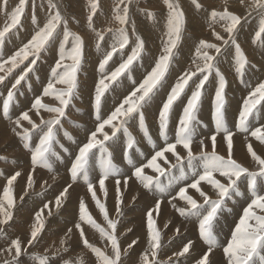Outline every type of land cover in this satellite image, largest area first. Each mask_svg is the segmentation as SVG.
<instances>
[{
    "label": "snow or ice",
    "instance_id": "snow-or-ice-1",
    "mask_svg": "<svg viewBox=\"0 0 264 264\" xmlns=\"http://www.w3.org/2000/svg\"><path fill=\"white\" fill-rule=\"evenodd\" d=\"M163 2L167 7V14L166 40L163 41L162 52L158 58L154 59L150 70H146L142 78L132 80V73L136 71L135 65L144 58L143 53L146 48L145 40L137 33L135 22L130 20V5L133 0H127V3L125 0H119L114 10L113 19L120 27L115 30L108 28L106 33L97 31L93 27V17L96 16L100 7V0H89L88 27L95 33L96 51L102 53L97 66L99 79L94 85L90 99L94 128L88 130L85 141L77 146V152L69 153L74 157L67 169L70 182L66 181V186H62V190L54 197L55 207L57 210L65 207L70 197V189L82 178L86 184L87 193L91 194L92 201L95 202L107 222V229L111 231H107L96 223L85 203V197H80L76 219L73 221L72 227L67 228L66 235L71 238L70 234L77 233L84 248L96 257L95 264H125L122 254L131 250L136 241L133 240L127 245V248H122L116 235L118 221L109 218L108 210L105 204L97 198L94 188L98 183L99 190L107 196L106 181L110 177H116L114 180V211L118 216H125L126 212L121 208L124 203L121 188H127L129 180L135 178L142 189L153 197V205L145 213L148 247L141 254L142 264H161V257L164 255H167V261L164 264H185V261H189L191 264L190 250L194 249L195 241L189 240L182 243L180 248L172 251L170 255L167 254L162 229L157 228L154 218V214L155 216L161 214V204L164 202L170 204L179 213V216L183 218L182 223L195 225L198 239L207 246L199 257L195 258L194 264H214L212 255L214 250L220 246L216 235V225L219 223V217L225 209L227 200L233 195H242L239 182L242 178H246L251 199L243 208V214L235 224L230 239L222 246V252L226 264H264V194L257 191L258 180H264V158L253 150L251 143L247 144V151L251 155L252 161L258 165V169L250 170L233 158L236 132L249 133L251 137L264 143V120L259 121L258 126L252 123L255 120V114L264 111V104H262L264 102V80L258 82L243 98L234 123L236 129L234 132L226 123L227 81L218 66L225 53L231 51L234 71L241 83H245L244 77L247 72L264 70V64L257 68L256 64L250 62L238 42L239 32L243 29L244 24L248 23L249 19L255 15L258 18V25L254 30L252 43L259 42L260 46L264 47V0H249L246 14L233 13L228 8H224L222 11L212 10L210 14H207L210 15L213 24L222 23L224 25L223 30L227 34V38L225 39L223 35L213 30L212 36L216 41L221 42L220 44L198 39L192 59L196 70L192 71L191 68L182 70L174 83L171 84L168 83L167 78L179 47L185 38L186 14L178 0L176 2L163 0ZM8 3L9 0H0V13L6 18L3 26L0 27V71L5 69V65H11L7 74H11L17 68L20 71L13 77L10 87L5 85L6 96L0 99H2L3 117L14 124L11 132L19 138L23 148L30 155L27 188H32L34 185L32 173L37 168H45L51 172L52 160L60 159L55 151V145L59 144L57 135L63 128L62 121L68 116L69 106L78 96L79 72L84 60L85 40L82 36L69 30L68 19L62 16L53 0H48L47 19L41 26L36 17V0H32L31 22L35 26L33 34L26 42L22 41L13 54L5 57L6 43L17 36L18 31L23 28L22 18L28 0H18V4L11 12L8 11ZM191 3L197 11L203 7L198 0H191ZM239 3L245 4V0H239ZM120 5L124 6L121 8ZM39 6L43 8V0ZM146 15L148 18H153L151 12H147ZM61 25H63L62 31H58L61 29ZM108 33L111 35L106 40ZM131 37H135V39L132 40ZM70 41L71 46L69 47ZM130 43L132 47L130 51L126 52L125 49H128ZM50 48H56L57 58L55 63L50 66L46 82L41 86L42 91L34 97L28 110H22L15 120H11L10 107L21 92L22 82L27 83L31 80L30 74L39 71L38 61L41 60L42 53L49 51ZM117 55L119 60L110 67V62H113V58ZM194 77H196L195 80ZM210 77H213L215 81L211 113L214 130L208 137L200 138L197 141V137L200 136L199 129L203 124L199 119L200 105L206 92V84L213 82ZM122 78L131 82L124 83L123 90L118 92L117 89L123 82ZM5 79V75H0V84H4ZM39 79L40 77L37 75L36 80L39 81ZM190 81L192 82L191 88L189 87ZM57 85L63 87L57 88ZM29 87H31L30 84ZM163 89H166L165 98L159 107L157 117L158 136L163 141V146L157 148L146 126L145 108ZM186 90L190 94L186 95ZM110 92L115 93L118 98L113 107L104 112L103 107L107 94ZM185 95L186 103L183 104L181 114L175 124L174 138L170 139L169 124L174 105ZM45 97L54 98L57 102L56 105L50 106L44 103L43 98ZM33 110H35L34 114L40 117L39 123L33 121L29 115V112ZM41 111L53 115L49 119H44ZM23 121H26L29 127H24ZM132 121L138 122L139 131L153 149L152 154L138 164H133L129 156V152L136 145V140L129 131V124ZM203 126L206 127V125ZM106 128L109 131H106ZM118 133H122L126 138L123 144L120 143ZM64 135L71 139L67 132ZM218 137L221 148H224L226 144L224 155L218 151ZM207 139L211 141L210 150H207L209 148L206 143ZM245 140H248L247 135ZM194 142L199 146L195 152L192 147ZM118 145L124 160L132 166L129 175H123L113 163V151ZM178 146L186 151L185 156H181L177 152ZM60 147L63 148V145ZM63 150L68 152L66 148ZM166 153L172 154L175 158L174 163L166 157ZM161 161L162 163H160ZM96 164H99L100 175L93 181L90 178V173ZM185 167L191 174L192 180L173 194L171 192L173 181L188 179ZM146 169L157 175L146 174ZM173 169L179 173L178 176L172 171ZM20 175L21 172L16 171L2 187L0 236H7V229L12 227L10 222L14 221L13 210L17 209V203L12 185ZM165 175L168 176L167 183L160 180V177ZM220 178H223V182ZM204 184L211 186L213 195H209L203 190L202 185ZM27 188L24 195L28 194ZM189 189L198 193L202 198V203L188 194ZM169 195L171 199H168ZM137 198L134 196L132 200L135 201ZM19 200L23 201L24 196H20ZM176 200L185 202L186 206L177 207V204L173 203ZM50 203H44L43 207L35 213V223L31 225L29 237L25 241L19 237H7V246L0 249V255L7 253L11 259L5 260L4 264H24L22 259L24 256H33L39 259V264H51L49 256L37 257L35 253L29 252V249L34 248L42 239L41 233L45 230V222L41 217L44 214V209H49ZM48 215H52L51 210ZM169 223H171L170 220L165 222L163 228H168ZM85 225L98 231L105 242L110 244L111 254H106L89 242L86 238ZM128 231L131 232L132 229L128 228ZM180 234L181 228L175 227L174 235ZM65 243L66 241L62 239L61 244ZM67 250V248L64 249V251ZM63 264H69V262L63 261Z\"/></svg>",
    "mask_w": 264,
    "mask_h": 264
},
{
    "label": "bare ground",
    "instance_id": "bare-ground-1",
    "mask_svg": "<svg viewBox=\"0 0 264 264\" xmlns=\"http://www.w3.org/2000/svg\"><path fill=\"white\" fill-rule=\"evenodd\" d=\"M62 1L63 3L67 2L65 3L67 6L63 5L59 0H53V2L57 4L61 13L70 11L74 13L76 16H82L85 11L90 10L89 0H62ZM136 1L139 2L141 0H136ZM136 1L133 0V3L131 4V6L133 7L136 6ZM162 1L163 0H150L148 4L141 5L142 7H145L143 10H146V12H148L147 10H150L151 12L157 11L162 14L160 15L157 14L156 16L158 17L156 20H152V21L150 20L148 25L145 23L146 25L143 26L142 29H140V31L147 34L146 35L147 38L145 39L147 50L144 52V55H143L144 58L137 65H135L136 71L132 73L133 75L131 77L132 80H138L142 78L145 71L150 70V65H153L154 59L158 58L159 57L158 54L160 55L162 52L163 41L166 40V35H165L166 16L165 15L167 14V7L163 6ZM181 1H183V5L185 6V9H184L185 13L189 18V22L191 25V32L188 37L184 35L186 38L181 43L180 48H179L181 52L179 51L177 56L175 57L176 60L178 59V61L176 63H173L172 67L170 68V75L167 78L169 84L174 83L176 77L178 76V74L181 73L182 70H188L189 68H191L192 71L196 70L195 65L192 64V59L194 58V55H195V45L198 42V39H205L208 42L220 44L221 42L216 41L215 38L212 36L213 30L223 35L225 39L227 38V34L223 30L224 25L222 23L213 24L211 21L210 15H207V14H210L212 10L222 11L224 8H228L229 11L233 13L246 14L247 4L249 2V0H245V4H240L239 0H227V1L226 0H202L204 7L200 11H197L195 7L192 5L191 0H181ZM173 2H176V1L173 0ZM36 3H37L39 17H40L39 24L43 26V23L46 22V19H47L46 12H47L48 0L46 1L43 0V8L39 6L41 3V0H36ZM118 3H119V0H110V3L109 4L107 3L106 6L104 7V11H102V6L100 5V7L97 10L99 12V20L97 19L96 28H95L97 31L106 33L108 28H112L113 30H115L116 28L120 27V25L113 19L114 10ZM17 4H18V0H11V2L8 4L9 6L8 11L11 12V10ZM30 5H32V0H28V5L26 7V13L24 15L29 19L31 26H30V30L27 31V36L23 40V42H26L27 39L30 38V36L33 34V29L35 27L31 22V18H29L30 14H32V13H29ZM162 7L164 8L163 10L160 9ZM31 9H32V6H31ZM73 17L75 16L73 15ZM252 18L249 21L251 22L249 26L247 28L244 27L241 30L243 34L240 35L238 42L241 44V46L244 47L242 49L244 50L245 55L248 57L250 62L256 64L257 68H260V66L264 64V47H261L259 42L257 44L252 43V39L254 37V30L257 28V25H258V18L257 17H256L257 19L254 18L255 20ZM5 19H6L5 16L1 13L0 14V27L3 26ZM82 20H83L82 22H79L77 19L75 20V22L72 21L71 30L73 32L79 31L81 32V34H83L82 38L85 40L84 59H85V54H87L89 59L92 61V65L89 71L85 73L88 76L89 80L83 86H81L78 91L79 97L81 98L82 101H84V103H82L81 105V102L76 101V108L71 109L69 111V115H68L69 122L67 123L66 126H67V130L69 134L76 135L80 139V141L84 142L87 131H84L82 129L88 128V127H94V123H93L94 117L93 115H91L90 99H91V96L94 90V85L99 79V73L97 71V66H98L99 60L101 59L102 53H98L95 49V42H96L95 33L92 30H90V28L88 27L86 18L82 17ZM245 24L247 25V23ZM61 27H63V25H61ZM68 28H70V22H69ZM138 34L139 36H142V33H138ZM107 38H108V35L106 36V40ZM134 39L135 38L132 37V40ZM20 45H21V42L18 45V47ZM57 47H58V42H57ZM131 47H132V44L130 43L128 49H125V51L126 52L130 51ZM16 49H12L10 53L8 54V56L13 54V52ZM223 57L225 59L223 58L221 59V62L219 63V68H220V71L224 74L225 79L227 81V87H226L227 97L226 98H227L228 104H227V112H226V123L228 127L231 129L230 122L238 117V112L241 108L243 98L247 96L248 91L251 88L255 87L258 82L264 80V70L249 71L250 72L249 76L244 77L245 83H241L234 71L231 51L228 53H225ZM56 58H57L56 48H50L49 52L47 53L48 65L46 67L39 68V71L37 73L31 74L32 75L31 79H33L34 77H36L38 74H41V73L44 76L40 79V82L36 88L37 92L34 95H30L22 99V102L25 106H23L22 108H17L16 110L17 117L21 113L22 110H28L34 97L37 96L42 91L41 86L42 84L46 82V78L48 77L50 66L55 63ZM68 63H70V61H68ZM198 63L200 62L198 61ZM10 67L11 65H5V69L3 71H0V75H6ZM16 70L17 69H15L14 74L19 72V70L18 71ZM81 78H82V75L79 76V82L81 81ZM193 79H196V77H194ZM210 80H212L213 82L207 84L206 92L204 94L202 103L200 105L199 119L203 122V124L199 129L200 136L197 137V141L200 138L208 137L210 133L214 130V122L211 119V113H212V98L214 96L215 81L213 80V77H210ZM122 81L123 82L121 84V87L117 89L118 92L123 90L124 83L131 82L130 80H123V78H122ZM11 82L12 81L10 80L5 85L9 86ZM191 84L192 82L190 81V86ZM56 87L60 88L63 86L57 85ZM165 92H166V89L161 90L160 94L154 99L153 102H151L150 109L145 110V117H146L145 119L158 117V110L162 104L163 99L165 98ZM188 94H190V92L186 93V95ZM186 95L182 96L181 99L177 101L178 105H183L184 103H186ZM43 102L46 104H49L50 106H55L57 103L52 97L43 98ZM14 103H20L18 98L16 99ZM262 104H264V102H262ZM12 108H15V107H12ZM82 109H84L85 113L82 112ZM181 111H182V108L180 107L175 108L173 110L170 123L172 122L176 124L178 117L181 114ZM34 112L35 110H33L32 112H29V115L33 119V121H35L36 123H39L40 117L36 116ZM41 115L43 116L44 119H49L51 118L53 114H49V113H45L41 111ZM263 118H264V111L257 112L255 114V120H254L255 124H257L258 126V122L261 121V119ZM153 122H148L146 126L148 129V132L154 134L155 131L158 132V124H155ZM131 123H132V135L134 139H136V136H139V138L144 143H146L150 149H152L151 146L147 143L144 135L139 131L138 122L132 121ZM22 124L24 127H29L26 121H23ZM203 125H206V127ZM12 127H14V124L11 123L10 120H6L3 117L2 99H0V154L2 151L5 150L6 146H9L10 141H12L15 138H18L11 132ZM174 129L175 127H173L170 130V136H172L173 138H174ZM105 130L109 131V129L107 128ZM246 135L248 136V140H245ZM62 136L65 137V135H62ZM119 136H120V143L123 144L124 137L122 135H119ZM236 136L239 137L240 132H236ZM57 139L62 141L59 137H57ZM219 139L220 138L218 137V151L220 154L224 155L225 154L224 148H226V144L224 148H221L219 146ZM67 141L69 142V140H66V142ZM139 143H142V142L139 141ZM206 143L209 145V148L207 150H210V144H211L210 139H207ZM248 143H251L253 145V150L258 155H261L262 158H264V143H261L260 141L251 137L249 133L244 134L243 139L234 137L233 158L238 163H241L243 166L248 167L250 170H256L258 169V165H256L255 162L252 161L251 155L247 151ZM159 144L161 145L160 142ZM192 147H193L194 152L197 151L199 147L198 143L194 142ZM146 150L149 151L148 148ZM135 151L137 152L138 158L141 159L143 156V152L137 147H135ZM177 152L181 156L186 155V151L182 149V147L180 146L177 148ZM72 153H75V148L73 149ZM115 153H116V157H121L122 152H121L119 145L116 147V152H114V154ZM23 154L25 155V163L23 165L25 167L24 168L22 167L21 169V166H18L17 163L14 162L15 158L16 159L19 158L20 153L13 149L7 152V155H8L7 158H10L9 165L11 166V172H8L10 170L6 171L0 168V196H2V187L6 185L7 179L10 178L11 175L15 174L16 171H20L21 175L17 177L16 181H14L12 185L13 195L16 198L17 205H22L26 198H28V200H31L35 198L38 194L40 195V197L31 202V205L27 211L26 217L21 222L20 225L14 226L15 223L14 222L12 223V227L7 229L8 234L5 237H11V238L19 237L22 241H25L29 237L31 225L35 223V220H34L35 213L43 207L44 203H47L49 200H51L49 209H44V214L42 215L41 219L43 218V221L48 225H51L53 223V227L52 228L48 227L45 229L48 231V235L46 237H42L44 239L43 244H42V239H41L40 242L36 244L34 248L29 249V252L36 254V252L43 253L46 250L47 251L50 250L51 254L65 253V257L67 258L64 261H68L69 264H79V261L83 262V264H95L96 257L90 251L84 248L82 242L79 240L78 234L75 232L73 234H70L71 238H69L66 235L67 228L72 227L70 226V223L72 219L76 216L77 208H78V201L80 197H85V203L88 206V210L90 214L92 215L93 219L96 221V223L100 224L101 227H104L107 231H111L110 229H107V222L104 220L103 214L100 212L99 208H97L95 202L92 201L91 194L87 193L86 185L85 184H79V185L74 184L73 185L72 189H70V197L68 201L66 202L65 206H69V203L73 201L74 207H72L69 213L66 214L65 216H60L58 213L64 207L57 210L54 204V197L59 194V192L62 190V187H58L56 185L57 184L66 185V181L70 182L68 172L66 170H63L61 172L62 175L61 176L58 175V172L61 171L62 164L61 162H59V159H55V161L57 162L55 163L56 170L55 171L52 170L53 172H49L47 171V169L41 170L40 168H37L36 171L32 173L34 185L32 188H27V175L30 172V167H29L30 155L26 152H24ZM166 155L168 156L171 162H175V158L172 156L171 153H166ZM69 156L70 155L68 154L66 158H68ZM12 157H14L13 160L11 159ZM4 159L5 158H2L0 156L1 161ZM123 163L127 164V162L121 161L122 167L126 168L123 165ZM160 163H162V161ZM1 171H2V174H1ZM146 174L148 175L154 174L155 176L156 173H152L151 170L146 169ZM187 174H188L187 180H174L173 184H177L180 182V183L187 185L188 183H190L192 180V177H191V174L188 172V169H187ZM99 175H100V168H99V164H97L95 165L93 169L91 179L95 181V178L98 177ZM176 175L178 176L179 173L177 172ZM220 179L223 182V178H220ZM133 182L136 183V180H134ZM242 185H246L245 182L240 184V186ZM202 187L204 191L209 190L211 195H213L210 185L204 184L202 185ZM26 188H27L28 194L24 195V191ZM106 189H107V196H105L104 193H102L99 190L98 183L96 184L94 188V190L97 192V198L100 200L101 203L105 204V207L109 213V218L118 221L117 231H116L118 240L121 237L120 241L123 244V248H127V245L131 243L133 240L136 241V244H134L132 248L134 253L130 254L129 251L125 253V254H129V257L127 256L128 258H125V257H124L125 259L123 258L125 261V264H142L141 254L148 247V244L146 242V215L145 213H146V210L153 205V201L152 200L149 201V200L142 198L143 189L139 183L136 189H134L132 185L128 183L127 188H124V187L121 188L122 197L124 199V203L121 205V208L124 209V211L126 212V215L118 216L114 211L115 185L106 183ZM177 191L178 189L174 191L172 190L171 192L175 194ZM188 194L196 198L198 202L199 200L200 202L202 201V198L199 197L198 193H196L195 190L189 189ZM22 195L24 196V200L20 201L19 197ZM42 196H45V199H42ZM134 196L138 197L135 201L132 200V197ZM168 199H171L170 195L168 196ZM173 203L177 204V207L186 206L185 202L179 201V200L173 201ZM125 205L127 206L125 207ZM137 205H144V206H137ZM233 208L236 209L237 206ZM15 210H13L14 215L16 214ZM49 210H51L52 212L51 216L48 215ZM231 215L232 213H222L220 215L219 219L222 218V221H220L216 225L219 231H225L228 228V226L232 228L231 219H230ZM154 218L156 220L157 228L162 229L163 240L166 242L165 249L167 250L168 255H170L172 251H175L178 248H180L182 243H185L189 240L195 241L196 236L195 234L193 235V232H196L197 237H198V232L196 230L195 225L193 223H186V222L182 223L183 218L180 217L179 213L176 212L175 209H173L171 205L168 204L167 202H164L161 204V214L159 216H155L154 214ZM124 220L130 221V223L132 224H130L129 226L127 225L123 226ZM169 220L171 221V223H169L168 228L164 229L163 224ZM177 226L181 228L180 235H174L175 227ZM84 227L86 231V238L89 240L90 243L93 244L94 241L106 243L104 238L101 237L100 233L96 231L94 228L88 225H85ZM128 228H131L132 231L129 232ZM56 234H60V238L56 237ZM228 236L229 234L227 235V237ZM62 239L66 241L64 245L61 244ZM4 243L6 244V242L3 241V238L2 239L0 238V249L7 246V244L5 245ZM218 244L223 245L219 238H218ZM43 247L46 248L45 251H43ZM65 248H67L68 250L64 251ZM205 249H206V246L204 244L199 245L195 241L194 249L190 250L191 264H194L195 258L199 257V255ZM78 252L80 254H78ZM216 252L217 250H214V253L212 255V260L214 264H224L220 255H218ZM106 254H111V253L106 252ZM8 259H10V257L8 256L7 253L0 255V262L3 260H8ZM161 260L166 262L167 255H164L163 257H161ZM26 261L30 264H37V262H33L29 260H26ZM224 261L226 264V260ZM164 262L161 261V263H164ZM60 264H63V262H61ZM185 264H189V261H185Z\"/></svg>",
    "mask_w": 264,
    "mask_h": 264
},
{
    "label": "rangeland",
    "instance_id": "rangeland-1",
    "mask_svg": "<svg viewBox=\"0 0 264 264\" xmlns=\"http://www.w3.org/2000/svg\"><path fill=\"white\" fill-rule=\"evenodd\" d=\"M46 1V0H45ZM63 5H65V6H67L65 3H67V2H65V3H63V1L62 0H59ZM136 1V0H135ZM143 1V2H142ZM174 1H176V0H174ZM227 1V0H226ZM11 2V0H9V3ZM150 2V0H141V1H139V2H137L136 1V6H131L130 5V20H132V21H134V22H136L135 23V27H136V29H137V33H142V36H140L142 39H146L147 38V34H145V33H143L142 31H140V29H142V27L143 26H145L146 24L148 25V23L150 22V20L152 21V20H156L157 19V17L158 16H156L157 14L158 15H160V14H162V13H160V12H157V11H154V12H151L150 10H147L148 12H151L152 14H153V18H148L147 17V15H146V10H143L145 7H142L141 5L142 4H148ZM178 2H179V4H180V7L182 8V10H184L185 9V6L183 5V1H181V0H178ZM181 2V3H180ZM198 2L204 7V4H203V2H202V0H198ZM8 3V4H9ZM109 4L110 3V0H100V5L102 6V11H104V7L106 6V4ZM125 3H127V0H125ZM218 3V2H217ZM139 4V5H138ZM162 4H163V6H166L165 4H164V2L162 1ZM31 6L32 5H30V12L29 13H32V9H31ZM124 5H120V7L122 8ZM203 7H202V9H203ZM8 8H9V6H8ZM87 9V8H86ZM150 9V8H149ZM160 9H164L163 7L162 8H160ZM133 10V11H132ZM139 10V11H138ZM157 12V13H156ZM184 12H185V10H184ZM25 13H26V11H25ZM1 14V13H0ZM62 14V16L63 17H65L66 19H68V21L70 22V28H69V30L71 31V32H73L72 30H71V28H72V21L73 22H75V20L77 19L79 22H82L83 20H82V17H85L86 18V21H87V17H88V15L90 14V10H87V11H85L84 12V14L82 15V16H76L74 13H72V12H70V11H67V12H62L61 13ZM107 14V13H106ZM186 14V13H185ZM25 15V14H24ZM73 15L76 17H73ZM165 15V14H164ZM31 16H32V14H30V17L29 18H31ZM166 16V15H165ZM36 17H37V20H38V22L40 21V17H39V12H38V7L36 8ZM133 17V18H132ZM147 17V18H146ZM252 18V17H251ZM250 18V19H251ZM257 19L256 18V16L254 15L253 16V18L252 19ZM97 19L99 20V12L97 11V13H96V16H94L93 17V27L94 28H96V22H97ZM188 19V20H187ZM250 19H249V21H250ZM254 19V20H255ZM147 20V21H146ZM165 20H166V18H165ZM248 21V22H249ZM22 22H23V28L22 29H20L19 31H18V34H17V36H15L10 42H7L6 43V45H5V47H4V55H5V57H7L8 56V54L10 53V51L12 50V49H16L17 47H18V45L20 44V42H22L25 38H26V36H27V31L28 30H30V26H31V24H30V21H29V19L26 17V16H24L23 18H22ZM188 22V23H187ZM87 23H88V21H87ZM138 23V24H137ZM146 23V24H145ZM251 22H249V23H247V25L245 26L244 25V27L245 28H247L248 26H249V24H250ZM189 24V25H188ZM68 25H69V23H68ZM185 27H186V31H185V33H184V35H186V37H188L189 35H190V32H191V25H190V22H189V18H188V16L186 15V25H185ZM243 27V28H244ZM90 30H92L91 28H90ZM188 30V31H187ZM58 31H62V27H61V29H58ZM131 30H130V28H129V32H130ZM73 33H75V34H78V35H80V36H82L83 34H81V32H79V31H74ZM241 34H243V32H239V36H238V40H239V38H240V35ZM108 35V38L110 37V35H111V33H109V34H107ZM106 35V36H107ZM130 35H131V32H130ZM185 37V36H184ZM185 37V38H186ZM107 38V39H108ZM132 38V37H131ZM133 38H135V37H133ZM185 38H184V40H185ZM183 40V41H184ZM182 41V42H183ZM70 44H71V41L69 42V47H70ZM102 47H103V45H102ZM242 48H244L243 46H241ZM180 48V47H179ZM147 50V45H146V48H145V51ZM144 51V52H145ZM180 51V49L178 50V52ZM49 51H47V52H45V53H42V58H41V60L40 61H38V65H37V67L38 68H42V67H46L47 65H48V59H47V53H48ZM181 52V51H180ZM143 55H144V53H143ZM158 56H159V54H158ZM177 56V55H176ZM175 56V57H176ZM223 59H225L224 57H222ZM119 60V56L117 55L116 57H114L113 58V62H110V67L113 65V63L114 62H117ZM178 61V59L176 60V58H175V60H174V62L173 63H176ZM91 65H92V61L89 59V57L87 56V54H85V59H84V62L82 63V67H81V70H80V72H79V76L80 75H82V78H81V81H80V87L81 86H83L88 80H89V78H88V76L85 74L87 71H89V69H90V67H91ZM22 67H23V65H21ZM219 66V65H218ZM20 71V69L19 68H17V70L16 71ZM14 72H15V69H14V71H12L11 72V75H9V74H6L5 76H6V79H5V82H4V84H0V98H3V97H5L6 96V88H5V84L7 83V82H9L10 80L11 81H13V77L14 76H16V74H14ZM249 74H250V72H247L246 73V75H245V77H247V76H249ZM8 76V77H7ZM30 76H32L31 74H30ZM133 76V75H132ZM195 80V79H194ZM39 82H40V80L39 81H37L36 80V77H34L33 79H31V80H29L27 83H24V82H22V87H21V92H20V94H18V100L20 101V102H22V99L24 98V97H27V96H30V95H34L37 91H36V88H37V86H38V84H39ZM29 84L31 85V87L34 85V86H36V88L35 89H31L30 87H29ZM8 86V85H7ZM191 86H192V84H191ZM190 86V84H189V87H191ZM206 86H207V84H206ZM8 87H10V85L8 86ZM80 87H79V89H80ZM79 89H78V91H79ZM186 93H188V91L186 90ZM117 95L115 94V93H112V92H110V93H108L107 94V99H106V103H105V105H104V107H103V111L104 112H107L109 109H111L112 107H113V105L116 103V101H117ZM76 101H78V102H81V105H82V103H84V101H82L81 100V98L79 97V92H78V96H77V98L75 99V100H73V102H72V104L69 106V109H68V115H69V111L71 110V109H75L76 108ZM150 105H151V103H150ZM150 105H148V106H146V108H145V110H149L150 109ZM23 106H25L24 104H23ZM182 106L183 105H178V103H176L175 105H174V108H173V110L175 109V108H182ZM17 111H15V113L11 116V120H14L15 118H17V113H16ZM146 118V117H145ZM5 119V118H4ZM69 118H68V116H67V118L66 119H64L63 121H62V123H63V128L62 129H60V131L58 132V135H57V137H59L62 141H64L63 140V138H62V135H64V133L65 132H67L68 133V130H67V123L69 122V120H68ZM264 119V118H263ZM6 120H9V119H6ZM262 120V119H261ZM154 121V122H153ZM145 122H146V124L148 123V122H153V123H155V124H157V118H147V119H145ZM173 127H175V123H170V126H169V129L171 130ZM94 127H88V128H84V129H82V130H84V131H87L88 132V130H90V129H93ZM129 131L132 133V123L130 122V124H129ZM69 134V133H68ZM151 136H152V133H149ZM119 135H122L123 136V134L122 133H118V136ZM69 136L71 137V139H78L79 140V142H81L82 143V141H80V139L76 136V135H72V134H69ZM124 137V136H123ZM125 137H124V141H125ZM67 140H69V142L67 141L66 142V146H65V142H62V141H60L59 140V144H57V145H55V151L57 152V153H60V154H62L63 156H64V158H66V156L69 154V153H72V151H73V149L75 148V153L77 152V146H76V144H75V142H71V140L70 139H68L67 138ZM16 142V143H15ZM20 145H19V144ZM141 144V143H140ZM60 145H63V148H61L60 147ZM64 148H66V149H68V152H64ZM11 149H13V150H16L17 152H19L20 153V156H19V158H15L14 159V157H12L11 159L13 160L14 159V162H16L17 163V165L18 166H21V169H22V167L24 168L25 166H23L24 165V163H25V155L23 154L24 152H26V153H28L27 152V150L26 149H24L23 148V144H22V142L19 140V138H15V139H13L12 141H10V144H9V146H6L5 147V150L4 151H2L1 152V154H0V156L2 157V158H5L4 160H0V168L1 169H4V170H10V171H8V172H11V166L9 165L10 163V158H7V152L9 151V150H11ZM113 152H116V149L113 151ZM5 153V154H4ZM29 154V153H28ZM74 154V153H73ZM115 155H116V153H115ZM166 155V154H165ZM6 156V157H5ZM121 156H122V153H121ZM166 157L168 158V156L166 155ZM74 157L73 156H69L68 157V159L67 160H69L68 161V164H66V159H64L62 162H61V171L60 172H58V175H62V171L63 170H66V168L68 169V167H70V161H71V159H73ZM54 161H55V158L52 160V165H53V163H54ZM121 161H122V157H115V159L113 160V163H115V165L119 168V166L121 167V168H123L122 167V164H121ZM174 163V162H173ZM97 165V164H96ZM5 167V168H4ZM166 167V166H165ZM10 168V169H9ZM41 170H46L45 168H40ZM94 169V168H93ZM52 170L53 171H55L56 170V167H55V163H54V169L52 168ZM3 171V170H2ZM2 171H1V174H2ZM47 171H49L48 169H47ZM53 171H51V172H53ZM92 172H93V170L91 171V173H90V178H92ZM121 173L123 174V175H125V173L123 172V171H121ZM149 175H152V176H154V174H149ZM157 174H155V176H156ZM110 179H112L113 180V183H110V184H114V180L116 179V177H110ZM245 181H244V180ZM243 182H245V184L247 185V180H246V178H242L241 179V181L239 182V184H242ZM130 183V182H129ZM79 184H85L84 182H83V180H82V178L80 179V180H78V182L76 183V185H79ZM131 185H132V187L134 188V189H136L137 188V186H138V183H137V181H136V183L135 182H133V181H131V183H130ZM86 185V184H85ZM56 186H58V187H62V186H66V185H61V184H57ZM205 192L206 193H208L209 195H211V193H210V191L209 190H205ZM40 197V195L38 194L35 198H33V199H31V200H28V198H26L25 199V201H24V203L22 204V205H17V209L15 210V215H14V221H12V222H10L11 224L14 222L15 224H14V226H18V225H20L21 224V222L25 219V217H26V214H27V211H28V209H29V207H30V205H31V202L32 201H34V200H36V199H38ZM142 198L143 199H146V200H149V201H153V198H152V195L150 194V193H146V190H143L142 191ZM213 198H215V197H213ZM42 199H45V196H42ZM140 200V199H139ZM51 200H49L48 202H50ZM47 202V203H48ZM199 202H200V200H199ZM201 203H202V201H201ZM137 206H144V205H137ZM235 206H238L239 208H241V206H239V205H229V207H235ZM72 207H74V203H73V201L71 202V203H69V206H65L62 210H60L59 211V215L60 216H65L66 214H68L69 213V211L72 209ZM149 207V206H148ZM76 219V216L72 219V221H71V223H70V226H72L73 225V221ZM42 220H43V218H42ZM220 221H222V218H220L219 219V222ZM130 224H132V223H130V221H126V220H124V224H123V226H125V225H127V226H129ZM48 227H53V223L51 224V225H48V224H46L45 223V229L46 228H48ZM218 232H219V229L217 228V226H216V235H217V239L219 238L218 237ZM7 234H8V232H7ZM195 234V236H196V239H195V241L199 244V245H201V244H204L203 243V241H201V240H198V237H197V233L196 232H193V235ZM48 235V231L47 230H44L42 233H41V236L42 237H46ZM56 237H58V238H60V234H56ZM0 238L2 239L3 238V241L4 242H6V238L7 237H5V236H0ZM121 237L119 238V242H120V244H121V246H122V248H123V244L121 243ZM201 241V242H200ZM43 242H44V239L42 238V244H43ZM5 244V243H4ZM41 244V245H42ZM92 244V243H91ZM98 244H100V245H98ZM6 245V244H5ZM93 245L95 246V247H97V248H100L101 250H105V253L107 252H109V253H111V247L109 246L110 244H106V243H101V242H97V241H94L93 242ZM102 245H103V247H102ZM165 245H166V243H165ZM206 246V245H205ZM102 247V248H101ZM207 247V246H206ZM109 248V249H108ZM204 248V247H203ZM218 248V247H217ZM220 249V251L219 250H217V254L218 255H220V257H221V259H222V261H223V263L225 264V257L223 256V252H222V248H219ZM46 250V248L45 247H43V251H45ZM129 253L130 254H132V253H134L133 252V250L131 249V250H129ZM78 254H80L79 252H78ZM36 256L37 257H43V256H49L50 258H51V264H60L61 262H63L67 257H65V253H60V254H51V251L50 250H46L45 252H43V253H40V252H36ZM129 257V254H125V253H123L122 254V258H128ZM29 257V258H28ZM27 258V259H26ZM124 258V259H125ZM11 259V258H10ZM10 259H8V260H10ZM22 259H23V261L25 262L24 264H30V263H28L26 260H29V261H33V262H37V264H39V259H36V258H34L33 256H24V257H22ZM162 262H164L163 260H161ZM3 262H5V260H3V261H1L0 262V264H4ZM60 262V263H59ZM79 264H81V261H79ZM82 264H83V262H82ZM161 264H164V263H161Z\"/></svg>",
    "mask_w": 264,
    "mask_h": 264
}]
</instances>
